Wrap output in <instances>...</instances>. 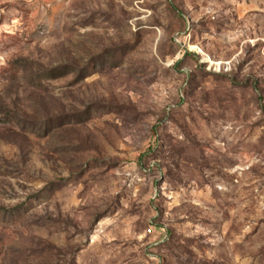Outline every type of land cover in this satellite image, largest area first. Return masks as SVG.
Masks as SVG:
<instances>
[{
  "label": "rangeland",
  "instance_id": "obj_1",
  "mask_svg": "<svg viewBox=\"0 0 264 264\" xmlns=\"http://www.w3.org/2000/svg\"><path fill=\"white\" fill-rule=\"evenodd\" d=\"M0 264H264V0H0Z\"/></svg>",
  "mask_w": 264,
  "mask_h": 264
}]
</instances>
